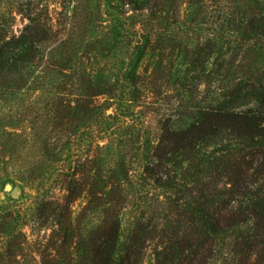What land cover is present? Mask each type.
Listing matches in <instances>:
<instances>
[{"label":"trees","instance_id":"1","mask_svg":"<svg viewBox=\"0 0 264 264\" xmlns=\"http://www.w3.org/2000/svg\"><path fill=\"white\" fill-rule=\"evenodd\" d=\"M46 1L0 11V102L33 94L27 101L62 127L44 143L54 156L40 158L61 167L29 181L41 197L0 205V264H21L30 223L50 230L36 244L41 264H142L151 242L155 264L253 254L264 264V0ZM82 15L77 57L131 58L115 76L86 68L73 80L57 62ZM144 58H180L181 69L167 79ZM81 113L85 157L71 153L68 132Z\"/></svg>","mask_w":264,"mask_h":264},{"label":"rangeland","instance_id":"2","mask_svg":"<svg viewBox=\"0 0 264 264\" xmlns=\"http://www.w3.org/2000/svg\"><path fill=\"white\" fill-rule=\"evenodd\" d=\"M60 0H47L45 3L49 4L52 9L58 8L59 5L56 4ZM29 2H34V0H0V11L2 9L17 10ZM17 16V28H22L20 22V16ZM96 20V19H95ZM105 20V19H104ZM72 31L71 35L75 33H83L84 29L88 27V21L84 15L80 16L79 21L71 22ZM106 26V25H105ZM75 32V33H73ZM104 40H107L108 36H101ZM81 38H76L74 35L72 38H68L65 44H60V50H65L67 52L66 58H58L57 62L66 63L68 70L65 71L67 75H71V78L78 79L82 71L86 68L94 69L98 77L115 76L122 67L121 62H129L131 58H107L104 55H99L97 57L90 58H78V50L81 49ZM113 42V41H112ZM105 47L106 45L103 44ZM100 51H102V45H97ZM68 49V50H67ZM90 50V49H89ZM97 51V50H96ZM65 59V61H64ZM144 65L147 66L149 72L151 69V63H157L162 66V69L158 73L159 76L166 77L170 79L174 76L178 70H180V58H144ZM85 63L83 67L80 63ZM127 66H125L126 68ZM70 68V69H69ZM58 70V69H57ZM57 78H62V75H57ZM171 86L168 83H164L163 91H169ZM71 98L75 101L74 105H77V100H79L81 91L79 87L75 84L71 87ZM33 94L25 95V93L18 96L15 101L0 102V205L3 204H33L39 195L36 186H32L29 181L30 178L42 172L45 167H49L52 171L57 172L61 167V163L53 162L41 166L40 158L46 155L54 156L53 152L44 149V143L46 141H51L50 131L57 132L62 130L59 127V122L54 124L52 120L48 118H43L42 112L40 111V106H32L27 99L33 98ZM154 101V97L149 99V102ZM80 119V120H79ZM158 117L151 115L149 117V124L152 128L155 127ZM91 123L83 119V114H78L76 119L72 120L68 126L69 136L71 135L73 146L71 147V153L75 156L85 157L87 154H91L89 146V130L87 129ZM104 143L101 142L100 146ZM81 146V149L79 148ZM93 148H98V144H93ZM79 152V153H78ZM79 155V156H78ZM46 158H44V161ZM11 184L14 189L19 191L17 197L13 196L11 192L6 190V186ZM54 193L61 196L64 191L61 188H57ZM81 202L76 205L79 208ZM130 218L129 214L124 216V230L123 236L121 238V245L125 241L127 222ZM28 234V239L30 243H33L31 250H26L24 255V261L21 260V264H41V258L38 251L39 242H42L44 237L50 234V230H40L33 226L31 223L28 224L26 228ZM45 242V239H44ZM156 243L151 242L145 251V257L142 264H155L156 256ZM259 255L253 254L251 257L244 258V263L242 264H254ZM22 256L19 257L21 259ZM247 262V263H246ZM14 264V263H11ZM221 264V263H219ZM224 264V263H223ZM226 264V263H225ZM229 264H234L232 261V256H229Z\"/></svg>","mask_w":264,"mask_h":264},{"label":"water","instance_id":"3","mask_svg":"<svg viewBox=\"0 0 264 264\" xmlns=\"http://www.w3.org/2000/svg\"><path fill=\"white\" fill-rule=\"evenodd\" d=\"M6 190L11 192L13 196L17 197L19 194V191L17 189H14L13 186L11 184H8L6 186Z\"/></svg>","mask_w":264,"mask_h":264}]
</instances>
